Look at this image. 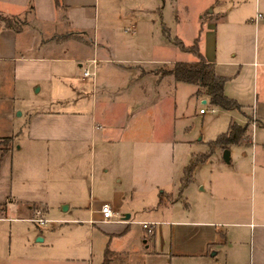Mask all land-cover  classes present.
<instances>
[{
  "label": "crops",
  "instance_id": "obj_1",
  "mask_svg": "<svg viewBox=\"0 0 264 264\" xmlns=\"http://www.w3.org/2000/svg\"><path fill=\"white\" fill-rule=\"evenodd\" d=\"M98 1L60 0L56 8L53 0H0V12L28 18L18 31L0 28V137H12L10 146L0 149V264H91L93 250L98 254L97 264L105 251L110 254L107 264H150L151 256L170 262L177 255H203L206 249L205 255H209L212 248L211 254L216 256L227 244L236 245L234 250L241 258L244 241L236 237V228H245L240 229L241 234L246 228L249 231V264H264V207L245 215L239 198L229 200L234 191L210 180L208 187L195 180L178 195L177 190L159 188L169 173L159 172L167 168L157 162L169 160L170 147L187 141L185 133L178 132L181 128L176 130L175 106L170 100L178 83L188 82L155 72L158 65L151 62L191 61L197 55L190 52L185 56L188 51L162 33V43H173L170 45L179 56L151 58L154 45L161 44L150 40L139 44L132 15L130 33L125 26L99 27ZM169 4L176 26H190L189 42L177 37L186 45L197 41L199 52L213 63L215 72L228 77L224 82L228 96H234L227 90L235 78L222 65L246 64L253 67L255 77L261 74L257 103L248 110L245 123L254 114L255 126L264 127V0H169ZM258 11L261 15L255 20ZM155 12L162 17V11ZM188 12L192 15L189 21ZM116 15L121 17L116 22L128 16L124 10ZM242 16L246 24L250 20L257 24L251 36L247 37L242 26ZM217 22L222 25L219 49L214 46ZM57 28L66 36L82 37L81 53L50 52L58 47L53 37ZM88 33L93 36L87 42L83 37ZM90 58L95 59L97 69L93 76L74 72ZM42 87L43 95L34 98L39 100L28 101L14 115L13 100H24L29 91L38 92ZM248 131L252 134L250 125ZM251 144L248 148L254 151L253 134ZM258 167L262 179L264 165ZM155 171L161 173L157 179ZM201 192L207 194L199 195ZM148 194H155L156 201L146 204ZM259 195L264 196L260 186ZM191 198L199 203L196 213L188 202ZM177 200L184 201L185 211L191 209L189 216L168 223L162 218L164 213L156 214L158 208ZM103 201L121 219L100 221ZM34 208L56 224L26 225L24 222H33L27 218ZM143 220L153 223L151 233L141 227ZM173 222L210 230L207 235L201 234L203 230L184 235L176 249ZM166 223L171 227L164 237ZM228 226L233 227L231 231ZM221 241L224 244H218Z\"/></svg>",
  "mask_w": 264,
  "mask_h": 264
},
{
  "label": "rangeland",
  "instance_id": "obj_2",
  "mask_svg": "<svg viewBox=\"0 0 264 264\" xmlns=\"http://www.w3.org/2000/svg\"><path fill=\"white\" fill-rule=\"evenodd\" d=\"M153 1V0H152ZM151 0H99L97 5V14L99 13L98 17V25L100 26H106V25H112V26H125L126 31L130 33L132 28L130 27L128 19L129 15H132L135 17L137 23H135L138 26V43L139 44H145L146 40H150V42H153V44H161V45H154L155 50H153L150 54V57L152 56L157 58L156 56L166 57V58H173L174 56H179L176 49H174V45H170L173 43H170L169 46H166L162 43L161 36L162 33L164 35L168 34L171 42H173V39L177 36H179L185 43L189 42L191 40L190 37H188L190 33V26L187 24L186 28L178 27L175 24L174 21V15L172 12V9L169 4V0H154L152 2ZM181 8V6H179ZM184 6L181 8L183 9ZM179 9V8H178ZM179 9V10H181ZM124 10L127 12V17L123 18L120 22H116V19L119 20V18L116 15L117 11ZM155 10L162 11V17L161 13L155 12ZM152 11V12H151ZM189 13V17H187V20H192L191 12ZM206 16V12L204 14ZM246 13L244 14V16ZM252 16V15H251ZM162 19V20H161ZM215 21H218V18H214ZM241 20L242 26L245 28L248 34L251 36L252 29L256 23L253 21H249V24L245 23V18L242 16ZM162 21V23H161ZM252 24H251V23ZM164 24V25H163ZM57 27H61V23L56 24ZM141 26V27H140ZM165 27V28H164ZM222 25L221 23H216V30H217V37L216 41H214V46H216L217 49H219L222 44L221 39V30ZM67 29V28H66ZM204 30V25H203ZM202 30V31H203ZM111 34L113 30H111ZM119 34L122 35L121 30H118ZM249 31V33H248ZM62 31V29L57 28L56 32L53 34L54 41L57 43L56 45L58 47H55L50 50V52H54L57 54H78L79 52L78 48H81L82 43L80 36L77 35H68L66 36ZM132 32V31H131ZM182 33L183 36L179 35ZM125 36L130 37V34L124 33ZM122 35V36H124ZM214 35V34H213ZM93 33L85 34L83 37L85 41H90L92 39ZM203 36V35H202ZM210 38V35H209ZM190 39V40H189ZM233 42L235 38L233 37ZM215 40V35H214ZM238 40V39H237ZM242 45V41L239 39ZM166 44V43H165ZM252 45V44H251ZM171 46V47H170ZM253 47V45H252ZM149 51V49H148ZM251 51V49H250ZM185 56H190V51L187 53H184ZM241 57V56H240ZM242 58V57H241ZM83 59V58H82ZM243 59V58H242ZM171 61H165L163 62H151V65H158L161 66L162 64H169ZM86 65V62H82L80 65V68H75V73H81L82 67ZM157 66V67H158ZM156 67V68H157ZM90 69L94 70L96 69V64L93 66L91 65L89 67ZM222 68L224 71H227L226 73L228 75H233L235 79L230 81V84L232 85V88L227 90V92L232 93L233 98L237 100V103L240 105L232 106L230 108H224L218 104H214L210 101L207 95L204 93H198L197 85L192 83H178L177 87L175 88V92H172L171 94V106H175L174 108V118H175V126L176 130L178 128V132L181 133L182 131L186 135L187 141L175 145L173 148L170 147V159L166 161H154L157 162L159 165H166L165 170L159 171V172H168L169 178L166 180L165 184H161L162 186H159V188H163L164 190L169 191L170 189H173L178 195L181 190L180 186V178L181 176L188 178L189 175L192 173V181L200 180L205 182L206 187L209 185V180L213 183L217 184V186H221L226 189V187H229V189L233 190L234 193L229 194L232 195L229 197V200L238 201L235 200L234 196L239 198L240 203V209L241 211L246 215L249 214L252 210L258 211L259 209L264 207V196L259 195V186L261 188H264V178L258 177V166L264 165V127L250 125V128L252 129L253 134V143L256 142L255 149L250 147L249 145H242V144H233L230 147V160L225 161L222 158V147L219 145H214L213 140L217 138V136L228 129L229 124L232 121L238 122V123H245L246 119L248 118V110H252V105L255 106L257 103V93L261 89V79L260 75H257V77L253 74V67L248 66L246 64L244 65H222ZM240 71V72H239ZM43 87L40 91H29L27 96H24V100H21V98L12 99L10 98V111H12V100L14 101L15 107L14 109V115L17 114L18 109L20 106L22 107L23 104L28 103L30 100H39L34 99L35 96L39 97L42 96ZM10 94V92L8 93ZM35 94V95H34ZM44 97V96H43ZM206 98L207 103L210 106L215 107L214 112H207L205 114H199L198 110L201 106H204L201 104V98ZM231 97V96H230ZM26 100V101H25ZM259 100H261V97L259 96ZM30 103V102H29ZM17 104V107H16ZM213 104V105H210ZM242 104V105H241ZM10 114H12L10 112ZM247 116V117H246ZM18 117V116H17ZM250 118L248 121H253V118L255 117L254 114H251L249 116ZM250 121V122H251ZM254 122V121H253ZM256 123V121H255ZM251 134V136H252ZM3 139H0V145L3 143ZM252 145V144H251ZM159 145H156V148L158 149ZM203 154H208V158L206 160L198 162L194 170L192 172V169L190 170V166L192 164V159H194L196 156H203ZM255 156V157H254ZM254 158V160H253ZM252 160L256 163L257 167L254 171L252 167ZM158 169V167H157ZM159 170V169H158ZM168 170V171H167ZM158 171L154 172V179H157L161 175ZM163 179V178H162ZM164 181V179H163ZM255 181V183H254ZM189 185V184H188ZM179 186V187H178ZM184 190V188H183ZM182 191V190H181ZM183 194L185 193L182 191ZM206 195L207 193L201 192L199 195ZM239 196V197H238ZM178 197V196H177ZM166 198V196L164 197ZM164 200V199H163ZM207 200V198H206ZM156 201V195L155 194H148L145 198L146 204L152 203ZM194 201V202H193ZM165 202V201H164ZM188 202H191V207L193 208V213H196V211L199 209V207H195L197 203H195L194 199H188ZM203 202V201H202ZM212 206L214 205L212 202L210 203ZM162 206V202H161ZM168 207V209L166 208ZM191 210V209H190ZM190 210L185 211L184 207V201L181 202L177 200V202L173 204H168L167 206H163L161 208H158L156 213L159 215V213H164L162 215L163 219H167L170 223L171 221L176 220H183L184 216H189ZM192 213V214H193ZM28 226H35L34 222H24ZM53 224H56L55 221L52 222ZM37 224V223H36ZM51 224V223H50ZM50 224L47 225H39L40 227H47L50 226ZM172 225L174 230L172 232L173 238L176 244V249H180L179 242L183 243L182 240L184 238V235L188 234H194L195 232L198 233L199 231L203 232L202 235H207L209 233V228L207 226H196L194 224L192 225H183L178 224L177 222H173ZM163 227L165 230L163 232L164 237L166 236V233L169 234L168 228L171 227L170 224H164ZM224 228V227H223ZM229 231L233 228L232 226L227 227ZM240 229L245 228H236L235 233L236 237H239L242 241L241 248H243L244 252L241 254V258L236 255L237 252H235L234 248H236V245H233V247H230V244H227V247H221V250L218 254L212 255L213 248L210 250L209 255H205L208 253L206 249V253L203 255L200 254H191V255H177L176 257L172 258V261H164L163 257L161 256H151L150 261H152L150 264H228L230 261V264H249V231L246 230L240 232ZM225 230V229H223ZM224 244L222 241L218 242V244ZM205 245V244H204ZM183 249V248H182ZM92 263L91 264H97L98 262V254L93 250V253L90 256ZM176 258V259H175ZM239 259L240 262H234V260ZM169 260V259H168ZM15 264H38L36 261H26V263L16 262Z\"/></svg>",
  "mask_w": 264,
  "mask_h": 264
},
{
  "label": "trees",
  "instance_id": "obj_3",
  "mask_svg": "<svg viewBox=\"0 0 264 264\" xmlns=\"http://www.w3.org/2000/svg\"><path fill=\"white\" fill-rule=\"evenodd\" d=\"M56 8L60 7V0H53ZM30 11V10H29ZM28 18L26 14L23 15H7L0 12V28H9L14 31H18L26 24ZM165 28V27H164ZM168 36V34H166ZM174 43L180 48L194 52L197 55L195 60L191 61H174L169 64H162L155 69V72L164 75L170 74L176 81H184L188 83H194L197 85V92L204 93L208 96L210 101L214 104H218L224 108H230L232 106L239 107L237 100L228 96L224 92V82L228 78L225 75H221L215 72L214 65L208 61L202 53L198 50L197 41L192 44L186 45L179 37L173 39ZM249 121L244 124L232 121L226 131L221 132L215 140L214 145H219L224 148H228L230 144H242L250 145L252 143L251 133L248 131ZM11 136H2L3 143L0 145V149H7L11 144ZM208 154L203 156H196L192 159L190 170H194L195 165L208 158ZM192 181V173L188 178L181 176L180 186L181 190ZM180 190V191H181ZM159 201H163V197L159 198ZM109 252L105 251L104 257L100 264H107L109 259Z\"/></svg>",
  "mask_w": 264,
  "mask_h": 264
},
{
  "label": "built area",
  "instance_id": "obj_4",
  "mask_svg": "<svg viewBox=\"0 0 264 264\" xmlns=\"http://www.w3.org/2000/svg\"><path fill=\"white\" fill-rule=\"evenodd\" d=\"M260 15H261V13L259 11L256 12L254 19L256 20ZM85 62H86V65L83 66L82 70H81L82 76H84V77L93 76L94 70L90 69L89 67L92 65L94 68L95 59L90 58V59L86 60ZM206 103H207L206 99H204V101L201 102V104H203L204 106H201L199 108V112L200 113L214 112L215 111L214 105L210 104L213 106L209 107V105ZM250 121H249V124H251V126L255 125L256 118L255 117L253 118L254 122L253 121L250 122ZM33 212H34V214L32 216L28 217L27 219L30 221H33L39 225H47V224L54 221L53 219L44 218V217L40 216V214H39L40 212H39L38 208H34ZM99 213H100V219H99L100 221L118 220L120 218L119 213L117 211H115L111 207L110 203L107 201H103L100 203ZM140 224H141V227L144 228L147 233L152 232V230H153V223L152 222L143 220V221H140Z\"/></svg>",
  "mask_w": 264,
  "mask_h": 264
},
{
  "label": "water",
  "instance_id": "obj_5",
  "mask_svg": "<svg viewBox=\"0 0 264 264\" xmlns=\"http://www.w3.org/2000/svg\"><path fill=\"white\" fill-rule=\"evenodd\" d=\"M222 158L225 161H229L230 160V149L229 148H224L223 149V151H222ZM37 239L40 240V237H38Z\"/></svg>",
  "mask_w": 264,
  "mask_h": 264
}]
</instances>
